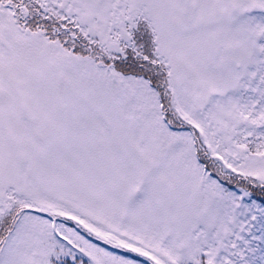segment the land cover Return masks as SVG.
I'll return each mask as SVG.
<instances>
[{"label": "snow or ice", "instance_id": "6c2138e0", "mask_svg": "<svg viewBox=\"0 0 264 264\" xmlns=\"http://www.w3.org/2000/svg\"><path fill=\"white\" fill-rule=\"evenodd\" d=\"M0 264H264V0H0Z\"/></svg>", "mask_w": 264, "mask_h": 264}]
</instances>
